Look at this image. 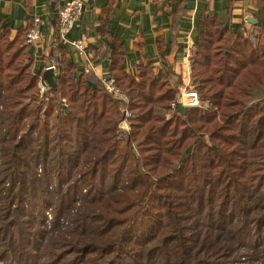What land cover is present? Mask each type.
I'll return each mask as SVG.
<instances>
[{"label":"trees","instance_id":"obj_1","mask_svg":"<svg viewBox=\"0 0 264 264\" xmlns=\"http://www.w3.org/2000/svg\"><path fill=\"white\" fill-rule=\"evenodd\" d=\"M262 14L254 37L201 17L191 57L201 105L186 112L172 106L179 83L172 70L157 72L149 62L129 74L124 44L99 61L110 55L126 102L93 72L78 73L60 44L49 57L59 62L56 86L41 95L43 75L26 44L34 19L13 40L0 27V246L8 247L0 262L257 264L262 256L254 252L264 248ZM123 108L134 117L120 138ZM53 203L52 237L16 231L11 216L42 225Z\"/></svg>","mask_w":264,"mask_h":264},{"label":"crops","instance_id":"obj_2","mask_svg":"<svg viewBox=\"0 0 264 264\" xmlns=\"http://www.w3.org/2000/svg\"><path fill=\"white\" fill-rule=\"evenodd\" d=\"M66 0H0V27H8L10 39L41 18V48L30 47L36 73L45 72L51 50L59 44L67 49L65 58L82 73L87 65L71 42H61L57 16ZM264 0H88L81 19L70 32V40L83 38L96 77L110 74V55L99 61V54L124 44V66L135 75L140 64L174 73L176 89L192 82V58L203 16L216 17L233 32L259 30ZM57 76H54L56 80ZM45 81V80H44ZM42 81L43 84L47 82ZM177 94V95H178ZM185 107V106H184Z\"/></svg>","mask_w":264,"mask_h":264},{"label":"built area","instance_id":"obj_3","mask_svg":"<svg viewBox=\"0 0 264 264\" xmlns=\"http://www.w3.org/2000/svg\"><path fill=\"white\" fill-rule=\"evenodd\" d=\"M88 0H66L64 5L59 9L57 16V32L61 42H71V44L76 48L77 52L86 59V67L84 72L90 73L94 68L93 60L88 53L87 45L83 38H79L76 40H70V32L75 26L76 22H78L84 13V8ZM41 18L35 17L31 27L26 36V44L30 47L41 48L43 44L42 42V31H41ZM251 36L254 37L258 32L249 31ZM189 57L191 58L192 55ZM45 69H53L55 76L59 73V62L56 59H52L49 61ZM102 80L107 92L111 94L113 97L117 99H121L126 102V98L123 96L121 89L117 86L115 79L111 75L101 76ZM47 84H43L42 94L46 91ZM177 105H182L185 107L201 105L200 99L196 91L194 90V86L192 82H190L187 86L183 87L180 93L175 97L172 106L176 107ZM123 118L119 123L118 127V135L120 138L127 135L130 131V119L134 117V114L123 108Z\"/></svg>","mask_w":264,"mask_h":264},{"label":"rangeland","instance_id":"obj_4","mask_svg":"<svg viewBox=\"0 0 264 264\" xmlns=\"http://www.w3.org/2000/svg\"><path fill=\"white\" fill-rule=\"evenodd\" d=\"M40 93L42 95V87H40ZM54 207H55L54 203L52 205H50L49 207H46V209L44 211L46 217H45L44 223L42 225H39L36 221H32L30 219L28 220L27 217H19V218L15 219L14 216H11V219L13 221H15V224H16L15 229H16V231L18 232L19 229L21 227H23L24 231L29 232V233H34L35 235H37V238L40 235L43 236V234L46 233V232H48L47 238L52 237V235L50 234L49 230L52 227V218H53L52 216H53ZM55 234L56 233H54V236H55ZM8 243L9 244H13L14 241H10L9 240ZM0 248L1 249H5V248L8 249L7 245L4 242H2V246H0ZM260 252H261V254H262V252L264 253V248H263L262 251L257 250V251L254 252V254L256 256H262L261 260H259L257 264H264V257H263V255L260 254ZM16 259H17V256H16L15 260ZM15 260L13 262V261H11L9 259L8 261L0 262V264H21L20 262H22L20 259H17V262ZM44 261H45V257H42L40 259V263H44Z\"/></svg>","mask_w":264,"mask_h":264},{"label":"water","instance_id":"obj_5","mask_svg":"<svg viewBox=\"0 0 264 264\" xmlns=\"http://www.w3.org/2000/svg\"><path fill=\"white\" fill-rule=\"evenodd\" d=\"M55 73L53 69H46L43 73V79L47 82V84L51 87L56 86V81L54 79ZM180 110L186 112V107L179 105Z\"/></svg>","mask_w":264,"mask_h":264}]
</instances>
